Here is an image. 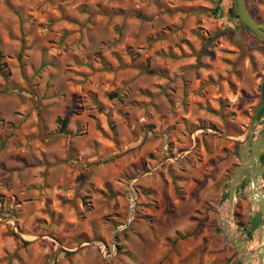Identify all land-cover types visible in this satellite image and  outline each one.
Here are the masks:
<instances>
[{
  "label": "rangeland",
  "instance_id": "rangeland-1",
  "mask_svg": "<svg viewBox=\"0 0 264 264\" xmlns=\"http://www.w3.org/2000/svg\"><path fill=\"white\" fill-rule=\"evenodd\" d=\"M0 63V264H248L222 215L264 40L233 0H0Z\"/></svg>",
  "mask_w": 264,
  "mask_h": 264
},
{
  "label": "water",
  "instance_id": "water-1",
  "mask_svg": "<svg viewBox=\"0 0 264 264\" xmlns=\"http://www.w3.org/2000/svg\"><path fill=\"white\" fill-rule=\"evenodd\" d=\"M233 2L237 16L244 26L264 40V23H260L252 15L247 0H233ZM259 122L258 120L255 121L256 124L253 125L248 137L241 142L243 145L239 154L241 165L236 169L228 185V190L231 205L234 204L236 189L239 187V194L250 199L252 204L258 207L263 221L258 226V230H261V232L257 235V240L259 243H262L264 239L262 234L264 232V188H261V184L264 179V161H262V156L264 155V121L262 123L263 128L258 133L256 129ZM244 182L247 184L245 188H243ZM223 201H226L225 197ZM132 208H134V205ZM240 236L244 245L240 241L235 242L227 238L226 240L240 252L242 258H245L248 264L251 254L255 253L258 254L259 264H264V245L262 251L256 249L252 252L249 249V243L252 242L251 235L247 233L246 238H244L240 233Z\"/></svg>",
  "mask_w": 264,
  "mask_h": 264
},
{
  "label": "bare ground",
  "instance_id": "bare-ground-1",
  "mask_svg": "<svg viewBox=\"0 0 264 264\" xmlns=\"http://www.w3.org/2000/svg\"><path fill=\"white\" fill-rule=\"evenodd\" d=\"M229 204H230V202H229ZM229 204L225 206L224 211H223V215H222V220H223L224 225H225L226 236L228 237L229 240H234L235 242L240 241L244 245L243 241L241 240V236L239 235L240 232L237 231L238 228L233 222V218H232V216H233L232 215L233 205H231V204L229 205ZM262 234L264 236V232ZM263 245H264V239H263L262 243H258V245L255 243L252 244V247H254V249H258V250L262 251ZM102 250H103V248H102ZM103 251H106V249ZM257 256H258V254L257 255L251 254L249 264H258V262L256 263V261H255V258Z\"/></svg>",
  "mask_w": 264,
  "mask_h": 264
},
{
  "label": "trees",
  "instance_id": "trees-1",
  "mask_svg": "<svg viewBox=\"0 0 264 264\" xmlns=\"http://www.w3.org/2000/svg\"><path fill=\"white\" fill-rule=\"evenodd\" d=\"M5 64H1L0 63V72L5 76V77H7V74H5L4 73V69H5ZM262 90H263V96H264V85H263V87H262ZM264 113V108H262L261 109V111H260V115H262ZM66 120H63L62 121V125H63V127H65L66 126ZM262 161H264V155L262 156ZM260 215V214H259Z\"/></svg>",
  "mask_w": 264,
  "mask_h": 264
},
{
  "label": "built area",
  "instance_id": "built-area-1",
  "mask_svg": "<svg viewBox=\"0 0 264 264\" xmlns=\"http://www.w3.org/2000/svg\"><path fill=\"white\" fill-rule=\"evenodd\" d=\"M100 246H101V249H102V246H104L103 244H100ZM104 248H105V246H104Z\"/></svg>",
  "mask_w": 264,
  "mask_h": 264
},
{
  "label": "crops",
  "instance_id": "crops-1",
  "mask_svg": "<svg viewBox=\"0 0 264 264\" xmlns=\"http://www.w3.org/2000/svg\"><path fill=\"white\" fill-rule=\"evenodd\" d=\"M257 218V217H256ZM256 220V219H255Z\"/></svg>",
  "mask_w": 264,
  "mask_h": 264
}]
</instances>
